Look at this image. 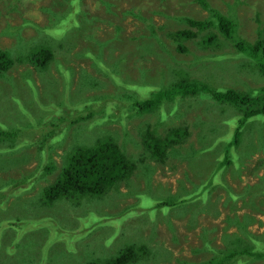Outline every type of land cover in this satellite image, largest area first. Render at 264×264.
<instances>
[{
	"label": "rangeland",
	"instance_id": "1",
	"mask_svg": "<svg viewBox=\"0 0 264 264\" xmlns=\"http://www.w3.org/2000/svg\"><path fill=\"white\" fill-rule=\"evenodd\" d=\"M208 2L225 15L235 14L240 35L254 40L255 19L258 12H264V0ZM108 4L111 11L107 10ZM71 9H77L79 14L69 17ZM124 9L127 12L121 11ZM185 16L203 19L208 12L195 0H0V50L15 46L16 37H9L13 33L21 37V45L14 48L16 54L39 43L49 46L53 38H67L62 45L55 44L57 60L46 69L35 68L26 61L15 62L0 79V122L10 130L22 126L17 139L0 140V236L9 224L7 237L16 238L10 242L15 249L0 258V264L88 263L94 255L104 262L120 255L128 246L140 244L148 249L142 260L150 258L149 264H181L179 259L199 262L213 256L212 252L197 253V245L204 248L207 244L243 250L227 264H264V257L252 255L264 252V115L249 120L239 137L241 147L235 151L230 148L227 154V144L234 139L244 108L230 105L223 109L209 94L202 93L198 99L188 96L168 101L148 114L156 120L154 127L166 132L169 127L187 126L190 136L181 146L171 147L165 163H159L143 145L142 136L148 124L137 116L142 114L129 111L132 118L127 120V113L120 110L122 105L117 97L126 90L130 100L131 95L136 96L128 88L115 85L111 69L121 68L125 72L122 75H127L129 82L139 81L140 87L155 82L161 73H165L161 84L170 83L174 76L170 66L181 65L195 75L217 74L228 87L241 93H252L264 86V75L251 68L244 54H235L231 60L217 56L209 62L213 52L200 48L195 41L186 43L188 53H179L166 33L186 28L179 18ZM66 19L78 23L71 34L51 28ZM115 28L122 31L116 34ZM143 34L147 36L142 37ZM133 38H140L141 43L148 41L146 46L150 45V49L138 41L132 42ZM160 41L168 42L172 53L161 50ZM125 49L129 52L128 70L125 62L114 60ZM230 49L235 52L233 47ZM94 51L98 61L102 60L100 65H95L90 56ZM60 54L68 64L60 63ZM114 64L118 66L111 67ZM87 74L95 78L96 85L90 87L87 83L88 88L84 87ZM199 81L213 87L202 76ZM86 114L90 118L80 122L79 116ZM220 114L223 116L216 118ZM118 117L126 122L115 121ZM49 129L55 132L53 141ZM109 130L118 131L110 136L126 148L129 157L133 156L135 168L122 175L103 199L96 198L104 196L98 194L72 196L43 206L41 197L36 196H41L43 188L55 180L65 156L80 150L78 143L88 144L86 150L96 147L94 137L105 136ZM200 139L203 141L199 143ZM25 159L27 162L22 163ZM181 159L186 160V169L194 176V182L184 179L185 161ZM226 159L233 161L232 166L226 168ZM46 166H56L59 172L42 177ZM199 172L202 174L197 179L195 174ZM32 173L37 174L35 184L28 190L19 192L24 187L21 183L16 194L11 187L6 188ZM222 176L225 184L210 192L213 186L208 182H216ZM191 187L190 191H198L197 194L208 189L206 198H198L195 204L172 206L173 210L168 208ZM159 202L166 204L157 209ZM233 206L236 211L231 210ZM231 214L233 223L229 224L227 217ZM83 216L88 218V224L102 221L96 231H90L91 235L83 233L76 242L74 237L54 234L53 229L77 232ZM227 226L230 229L226 230ZM214 227L218 231L210 243L208 236ZM226 233L229 235L225 236ZM86 235L96 240H87ZM88 243L96 246L93 251L87 249ZM251 250L255 251L245 253Z\"/></svg>",
	"mask_w": 264,
	"mask_h": 264
},
{
	"label": "trees",
	"instance_id": "2",
	"mask_svg": "<svg viewBox=\"0 0 264 264\" xmlns=\"http://www.w3.org/2000/svg\"><path fill=\"white\" fill-rule=\"evenodd\" d=\"M195 1L201 6L202 9L208 12V16H206L203 19H196L187 16L179 17L181 21L186 23L187 27L166 33V36L169 37L176 45V50L179 53H188L190 50L186 43L189 41H195L200 48L206 51L210 50L213 52V56L208 58L209 62H211V60H215V57L217 56L225 57L226 60H231L234 58L232 56H234L235 54L237 55L244 54L246 59L248 60V63H250L251 68L253 70L258 71L260 74L264 75V12H258L256 15L255 22L257 23V28L255 30L256 31L255 38L253 41H250L249 39L240 35L239 33L240 24L235 18V14L233 16L232 15L228 16L223 14L219 9L213 7L208 2V0H195ZM110 5L111 4H108L107 6L108 11H111ZM53 6L55 7L54 4ZM129 11L134 13V10L131 8L129 9ZM125 12H127V10ZM154 12L162 14L159 10H154ZM75 14L77 15L79 14L78 10L71 9L69 17H73ZM61 21L55 23L51 28L66 30L67 33L71 34L72 29L78 27L77 26L78 23L76 20H72L68 22V19H66L63 20L62 22ZM81 26L82 25H80V27ZM14 36L17 39V43L15 44V46L11 48H6L5 50H0V79L4 77V75H6L5 73L9 71V69L14 65L15 62L26 61L32 65L34 64L35 66L34 65L33 66L35 68H42L43 70L46 69L50 64H53V62L57 60L58 53H56L53 48L55 47V44L59 43L62 45L63 41L67 39V38H62V39L53 38L49 42V46L39 43L36 45V47L27 48L25 50V53L21 52V54H16L14 48H18L19 45H21V43H19L21 37L16 36L14 33L9 34V37L13 38ZM22 36L25 38L23 34ZM143 36H147V35L143 34L142 37ZM140 38L130 39V40L132 42H137V41L140 42ZM147 42L148 41H145L143 43L140 42V43L147 50H149L150 45L146 46ZM167 43L160 41L159 48L164 52L169 50V52L172 53L170 44ZM165 44H167L166 47ZM230 47L234 48L235 50L234 53H231ZM90 50L93 49L90 48ZM11 52L13 53L11 54ZM89 53L90 52H88L87 55ZM95 54L96 53L94 51L90 54V56L93 58L95 65H100L102 60L98 61ZM128 54L129 52L125 49L122 54H119L117 58L114 59L115 61L119 60L121 63L125 62L126 63L125 70L129 69V58L127 57ZM60 55L62 57L59 60L60 63L64 65L68 64L65 56L63 54ZM201 58L204 57L201 56ZM116 66H118V64L111 65V67H116ZM170 67L171 70L174 72V76L170 83L166 85L161 84L163 77L165 78V73H161V76L158 80H156L155 82L149 81V83L144 85V87H140L139 81L129 82V77L127 75L126 77L122 75L125 74V72L121 68L117 71H114L112 69L110 71L112 73L111 80L114 81L117 87L122 89L124 88L125 90L128 88L136 96L134 97L131 95V98L133 99L130 100L129 91L126 90L127 91L126 92L123 90L124 92L122 96L117 98L119 100V104L122 105L120 107V110L123 111V113H127V115H125L127 120H129V118H132V115H130V112L132 110H134L138 114L144 115V116L142 115H137V116L143 117V121H145L148 124V128L145 132V136L144 135L142 136V142L144 147L146 148L147 153L150 152L154 157L158 159L159 163H165V161L169 156L167 151L173 146H181L182 144L187 142L190 136V132H189L190 129L187 126L169 127L166 132L163 130V132L165 133L164 134L161 129H157L156 127H154V125L157 126L155 124L156 120L153 119L148 114L150 112L156 111L159 108V106H163L164 104L168 103V101H173L175 98L194 96L195 99H198L199 97L198 95L201 93L209 94L211 96L209 98L212 101L218 103L223 109H225L224 107H229L230 105L239 108H244L243 113L240 115L238 120V127L235 130L234 139H232L230 143L227 144L226 152L228 154V150L230 148L233 149L234 151L235 149H238V147L241 144L239 142V137L243 131V128L248 124L249 120L256 117L257 115H264V86H261L256 90L254 89L252 93H248V94L241 93L236 88L228 87L227 83L224 82V79H222V77L218 76L217 74H208L204 72L203 74L199 73L195 75L193 71L188 70L186 67L182 65L170 66ZM69 71L72 73L70 69ZM199 76H202L203 78L207 79L213 87H210L208 85H203L202 82L199 81ZM84 78H85V84H84L85 88L87 87V83L88 85H90V87L96 85V80L92 75L87 74L84 76ZM26 79H30V77H27ZM216 79H219L220 81L215 82ZM137 90H139L138 91L139 95L137 94ZM141 91L146 92L147 93L146 96L142 95ZM167 113L169 112L167 111ZM223 115H227V113H224ZM223 115L220 114L216 118H219ZM89 118H90V114H86L79 116L78 120L81 122V121H86ZM115 121H120L121 123H123L126 122V119L123 117H118L117 120ZM148 121H152L154 124ZM42 123L43 120H41L40 125H42ZM21 132H22V126L19 127L17 126V128L10 130L5 125H3V123L0 122V140L3 138L7 139L8 141L17 139L19 137L18 134H20ZM45 132L47 133V130H45ZM216 133L218 134L219 132L216 131ZM221 133L223 134L224 130ZM48 134L49 137H51V141L55 140L54 139L55 132L50 130ZM87 136H89V133H86V137ZM204 136L205 135L202 136L203 139ZM203 139H200L199 143L203 141ZM84 141H87L89 142V144H91V141L89 140L84 139ZM94 141L97 144L96 147L90 148L88 150H86L87 149L86 145L88 144H83V143L76 144V146L80 145V150H76V152L72 154H67L65 156V163L60 172L56 166L53 167L46 166L44 168V169L52 168L53 171L58 170L59 174L56 180H54L50 185H47L43 188V193L41 196H36V197H41V202L43 206L47 204H53L55 201L61 198L64 199L72 196H78L83 198V196L98 194V196L101 195L104 196L96 197V198L103 199L109 193L112 192L111 188L113 184H115L122 175H125L127 172H129V169L135 168V164L133 163L134 162L133 156L129 157L126 148L124 146L122 147L109 134H106L105 136L104 135L96 136L94 137ZM11 145L15 146L17 144L12 143ZM180 161L181 162L185 161L183 168L184 179L189 182H194L193 180L194 176L190 174V172H188V170L186 169V160L181 159ZM26 162L27 160L25 159L22 163H26ZM225 162L227 163L226 168L232 166L233 161L226 159ZM221 166L222 164L220 165L219 169L221 168ZM111 168H113L114 172H111ZM48 170L51 171V169ZM201 174L202 172H199V174H195L196 178L200 179L198 178V176ZM35 175L37 174L32 173L30 175L21 178V180L19 179L16 182H11L6 186V188L8 189L9 187H11L10 190H13L14 193L15 190L19 188L17 187L18 184L21 183L24 184V187L20 188L19 192L22 191L23 189L28 190L30 186L33 187V185L35 184L34 182ZM215 180H213V182L211 181L208 182L210 185L213 186L210 192H212L218 186L225 184L223 176L219 178L216 182ZM192 188L193 187L189 188L188 189L189 191L187 193L185 191L184 194L181 196V198L175 203L169 205L168 208H171V210H173L172 206H177L186 203L195 204V201L198 198H202V199L206 198L208 189L204 190L200 194H197L198 191L196 193L190 191L192 190ZM117 190L118 188L115 190V192ZM78 204L79 201H77L74 205L77 206ZM165 204H166L165 202H159L157 203L156 208L159 209L158 207H162ZM128 206L129 205H127L126 208H122L120 212H122V210L124 209H127ZM231 210L236 211L234 206L232 207ZM88 211L91 212L93 210H88ZM232 214L227 217L228 218L227 221L229 222V224L233 223L231 219ZM84 217L85 216H83V218L79 220L81 223V227L77 229V232L73 230L67 231V229L64 230L53 229L54 234L58 236L66 235L69 239L74 237L77 242V240L80 238L79 235L86 232L90 233L91 230L96 231L97 225L101 224L102 222V221L94 220V222L92 221L90 224H88L87 223L88 218L84 219ZM84 223H86V225H83ZM190 227L192 229H195L194 226H190ZM8 228H10L9 224L7 228L5 226L4 234L0 236V254H1L0 258H4L3 256L5 254H10L16 247L10 244V242L16 241V238L9 239L7 237L8 231L6 232V229ZM212 229L208 236V240L210 241V243L214 240V237L217 235L216 232L218 231L217 230L218 228L216 229L214 227L215 232ZM228 229H230V227L227 226L226 230ZM9 230H11V228ZM50 231L52 230L50 229ZM212 233L213 235L211 237ZM228 235H229L228 233L225 234V236ZM85 238H88L87 240H92V239L96 240L93 237H89V236L87 237V235ZM2 241H4L5 243H3ZM70 246H72L71 243ZM86 247L87 249L93 251L96 246H94L92 243H88L86 244ZM147 250L148 249L145 247L144 244H140L139 246L130 245L127 248H125L120 255L108 258L104 262H99L98 257L94 255L88 263L76 262L75 264H144V263L149 264V262H151L149 260L150 258H145L144 260H142ZM196 251L198 254L201 255H204L205 252H212L213 256L209 258H205L204 260H200L199 262H191L189 260L179 259L182 262L181 264H227L228 262L237 259L240 256V254L243 253V250H241L240 248L219 249L215 245L213 246L208 244L205 245L204 248H201L200 246L197 245ZM254 251L255 250L245 251V253L250 255ZM21 252L25 254H30V252L22 249ZM252 255L264 257V252L253 253Z\"/></svg>",
	"mask_w": 264,
	"mask_h": 264
},
{
	"label": "flooded vegetation",
	"instance_id": "3",
	"mask_svg": "<svg viewBox=\"0 0 264 264\" xmlns=\"http://www.w3.org/2000/svg\"><path fill=\"white\" fill-rule=\"evenodd\" d=\"M118 31H122L121 29H119V28H115V33L116 34H118ZM134 39V38H133ZM135 39H137V38H135ZM111 130H109L108 132H109V135H114V134H116L118 131H111ZM241 147V144H240V146L238 147V148H240ZM48 169H51V171L50 170H48ZM48 169H45V174H44V176L42 175V177H45V176H49L51 173H55L56 171H53V169L52 168H48ZM55 177V180L57 179V177H58V175H55L54 176ZM83 202H85L84 200L83 201H81V204L83 203ZM76 208V207H75ZM76 243V242H75Z\"/></svg>",
	"mask_w": 264,
	"mask_h": 264
},
{
	"label": "clouds",
	"instance_id": "4",
	"mask_svg": "<svg viewBox=\"0 0 264 264\" xmlns=\"http://www.w3.org/2000/svg\"><path fill=\"white\" fill-rule=\"evenodd\" d=\"M126 9H124V10H121V11H125Z\"/></svg>",
	"mask_w": 264,
	"mask_h": 264
}]
</instances>
